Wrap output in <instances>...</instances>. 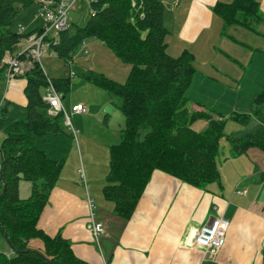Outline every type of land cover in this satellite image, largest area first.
I'll return each mask as SVG.
<instances>
[{
  "label": "trees",
  "instance_id": "obj_1",
  "mask_svg": "<svg viewBox=\"0 0 264 264\" xmlns=\"http://www.w3.org/2000/svg\"><path fill=\"white\" fill-rule=\"evenodd\" d=\"M133 2H137V9L132 7ZM33 4L35 0H0V80L5 77L1 61L6 52L17 51L21 42L36 31L19 34L11 30L18 14ZM90 6L92 16L87 25L74 34L71 28L61 33L54 50L66 63L86 39L95 37L130 66L125 84L90 73L84 75L121 99L125 126L121 142L110 147L109 174L103 189L105 200L114 204L118 217L132 218L155 172L201 190L220 184L217 156L223 138L237 156L252 148L264 152V91L256 98L253 115L231 116L245 128L253 120L257 124L253 131L240 136L225 134L222 114L190 110L187 92L196 74L195 56L189 51L179 57L167 53L166 38L170 33L161 0H91ZM214 12L226 29L240 26L255 30L263 21L258 0L218 4ZM18 79L26 81L27 116L14 123L0 146V195L3 184L6 186L0 198V234H7L14 256L0 253V264H89L74 254L61 234L50 237L38 227L65 159L51 160L35 146V141L73 135L68 133L63 113H47L49 106L43 94L49 82L41 66L35 63L29 73ZM51 81L63 99L71 92V78ZM200 120L206 121L202 132L193 128ZM261 178L264 181V174ZM23 181L32 183V194L25 200L20 197ZM36 242H41L43 252L33 247Z\"/></svg>",
  "mask_w": 264,
  "mask_h": 264
},
{
  "label": "crops",
  "instance_id": "obj_2",
  "mask_svg": "<svg viewBox=\"0 0 264 264\" xmlns=\"http://www.w3.org/2000/svg\"><path fill=\"white\" fill-rule=\"evenodd\" d=\"M161 1L166 8L165 26L170 33L166 38L167 53L179 57L189 51L195 56L196 74L187 92L191 111L220 114L223 107L230 104L227 96L242 95L248 79H251L249 86L253 91L264 89V43L259 44L253 37L264 41V0H258L263 21L255 30L240 26L226 29L222 18L215 14L218 4H231L235 0ZM256 80L260 82L256 83ZM25 87L24 79H16L7 85L3 100L7 101L8 109L0 100V112H9L11 105L14 111L19 110L18 117L8 121L4 128L8 134L15 122L27 116ZM79 104L83 103L75 105ZM193 128L202 132L206 123L197 122ZM56 138H37L35 146L39 140L48 143ZM50 149L43 148L42 151L54 160L50 157ZM250 150H256L254 156L264 159L262 151ZM250 152L247 154L249 159ZM233 155L241 160L239 164H243L244 155L237 156L234 152ZM253 165L249 174L236 180V188L230 197L224 194L223 182L220 186L222 193L218 194L155 172L129 220L116 217L114 204L106 201L104 196L107 203L100 201L96 210L88 186L82 191L76 185H62L59 180L38 227L50 237L61 234L71 244L74 254L89 264H264V200L253 196L252 186L247 183L254 176L264 174V168ZM86 176L87 173L83 178ZM23 182L20 197L25 200L21 196ZM239 187L246 188L241 191ZM215 218H223L229 228L225 246L215 259H209L204 251L191 249L185 241L192 229ZM97 223L106 225V233L94 240L92 228ZM2 237L7 241L5 236ZM8 247L9 251L4 247L2 254L13 257L9 244Z\"/></svg>",
  "mask_w": 264,
  "mask_h": 264
},
{
  "label": "rangeland",
  "instance_id": "obj_3",
  "mask_svg": "<svg viewBox=\"0 0 264 264\" xmlns=\"http://www.w3.org/2000/svg\"><path fill=\"white\" fill-rule=\"evenodd\" d=\"M90 1L91 0H80L75 9L69 12L68 19L71 25V34H74L78 28H84L90 20L92 16ZM37 10V5L33 4L30 8L21 11L15 18L11 30L14 33H18L19 26L29 31L35 29L39 24V22L34 21ZM253 37L259 44L264 43L261 38H257V36ZM85 42L87 54L84 55L81 49L76 53L73 63V72L76 74V78L72 79L71 92L65 99H62L65 113L69 115L72 127L79 132L77 140L74 136L73 138L69 136H59L48 142L51 144H48L46 140H39L37 148L40 150L43 148H48V150L52 148V150L50 149L49 151L52 159L57 161L65 159V167L59 181L60 184L67 186L76 185L81 187L82 191H85L86 186H88L91 196L96 203V210H98L97 204L100 201L102 203H107L103 198V188L107 185V176L109 174L110 147L118 145L122 140L121 132L124 129V116L120 110V97L116 94H110L104 87L86 80L84 75L85 73H90L119 84H125L129 76L130 66L122 62L97 38H88ZM41 67L45 75L51 79L68 78L69 69L66 67L64 60L53 57H43ZM197 68H201L200 63L197 64ZM258 82L260 81L256 80V83ZM245 83L242 95L235 93L227 96L230 104L229 106L223 107V111L220 112V114L225 117L226 135L240 136L242 131L248 133L253 131L257 126L255 120L246 128L231 120L233 114L253 115L256 111V98L264 91V89L259 91L260 89L258 90L257 88L253 91L249 86L251 85V79L246 80ZM7 85L6 78L4 76L1 77L0 100L2 104L4 103L5 109H8L7 101L4 102L3 100ZM235 101L237 104H234ZM78 103L84 104L87 113L77 114L79 116L72 115V107ZM11 107L12 105L9 107V112L7 113L5 111L0 112V142H3L8 135V132L4 129L8 121L12 120L14 117H18L19 110L14 111L15 108ZM105 119H107V122H105ZM199 123L205 125L206 121L200 120L198 124ZM64 124L66 126V122H64ZM70 129L71 128H68L67 130L68 133L72 135ZM57 139L60 142L54 144L53 141ZM254 149L262 151L259 148ZM232 151V146L227 138H223L220 142V152L217 156L218 168L222 180H220V184L214 183L208 185L206 187L207 191H217L218 194H221L220 185H222L223 182V187L225 188L224 194L230 197L236 188V180L242 178L244 174H249L254 167L253 164H258L260 167L264 168V159L257 155L254 156L255 152L253 151L256 150H249L251 151L250 159L247 158V154L249 153V151H247L244 155L245 158H242L243 164H239L241 160L238 161V158L234 157ZM251 162H253V164H251ZM237 167H240V169H237ZM85 173H87V176L83 178ZM237 173L240 175H236ZM247 183L252 186V195L258 199L264 200V181L261 175L254 176ZM232 187L233 190L231 189ZM245 188L246 187H239L241 191ZM21 194V196H24L23 198H29L32 194V183L23 182ZM111 216L114 217L113 213H111ZM116 217L118 216L116 215ZM0 241V253L4 252V247H7L6 250L9 251L10 248L8 247V243L1 234ZM32 245L43 252V245L41 242H36Z\"/></svg>",
  "mask_w": 264,
  "mask_h": 264
},
{
  "label": "built area",
  "instance_id": "obj_4",
  "mask_svg": "<svg viewBox=\"0 0 264 264\" xmlns=\"http://www.w3.org/2000/svg\"><path fill=\"white\" fill-rule=\"evenodd\" d=\"M35 1L38 10L35 13L34 21L39 22L38 26L34 29L36 31L21 42L17 51L14 53L6 52L1 61V65L6 69L5 78L8 85L29 73L35 63L41 66L43 57L59 58L54 47L58 45L60 34L71 28L68 14L75 9L80 0ZM132 7L137 9V2H133ZM27 32L30 31L19 26V34H26ZM80 49L84 55L87 54L86 42L82 44ZM74 58L65 63L69 69L68 77L71 79L76 78V74L73 72ZM48 82L49 86L43 94V100L49 106L48 114L56 116L59 113H63L65 115L66 126L71 128L70 131L77 140L79 132L72 127L70 117L65 113L62 104L63 96L56 90L50 77H48ZM85 113H87V109L83 104L75 105L72 108L73 115ZM228 228L229 223L227 221L223 218H215L209 223L192 229L186 238L185 244L191 249L195 248L204 251L209 259H215L225 246ZM92 233L94 238L98 240L99 237L106 233V225L104 223L94 224Z\"/></svg>",
  "mask_w": 264,
  "mask_h": 264
},
{
  "label": "water",
  "instance_id": "obj_5",
  "mask_svg": "<svg viewBox=\"0 0 264 264\" xmlns=\"http://www.w3.org/2000/svg\"><path fill=\"white\" fill-rule=\"evenodd\" d=\"M0 155H1V158H2V153H1V151H0ZM2 172V171H1ZM0 172V173H1ZM5 188H6V186H5V184H3V191H2V193H1V195H0V198L4 195V193H5ZM6 239H7V234H6ZM8 241V244L10 245V241L9 240H7ZM10 247H11V245H10Z\"/></svg>",
  "mask_w": 264,
  "mask_h": 264
}]
</instances>
